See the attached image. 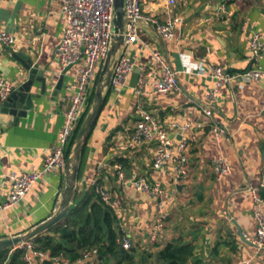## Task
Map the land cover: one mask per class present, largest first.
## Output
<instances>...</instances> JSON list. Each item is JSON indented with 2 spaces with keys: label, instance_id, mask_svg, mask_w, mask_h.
<instances>
[{
  "label": "crops",
  "instance_id": "1",
  "mask_svg": "<svg viewBox=\"0 0 264 264\" xmlns=\"http://www.w3.org/2000/svg\"><path fill=\"white\" fill-rule=\"evenodd\" d=\"M61 6L62 0H0V27L18 39L15 45L0 49V77L14 82L16 88L26 80L27 72L15 58L19 54L52 76L46 94L35 100L27 118L16 120L11 110L0 113V201L9 196L13 173L42 171L71 105L74 91L69 86L77 67L67 72L64 87L53 95L63 73L54 56L66 25ZM144 12L162 23L171 16L180 17L183 25L175 38L168 40L154 25L142 22L141 40L119 52L129 55L136 68L127 89L119 94L112 88L106 92V105L82 155L78 192L89 190L101 172L103 186L122 202L117 217L123 234L132 241L136 264H162L158 252L179 238L195 246L204 264H264V250L248 240L257 232L250 189H260L264 199V75L260 81L236 79L258 63L264 72V54L256 62L250 51L253 34H264V0H177L172 9L165 1L148 0ZM153 51L178 73L179 91L155 90L163 72ZM201 63L205 69L223 67L232 77L211 102L207 94L215 80L209 72L198 73ZM142 66L153 77L144 94L137 97L132 81ZM188 69L192 73H187ZM33 92H40L39 83H34ZM207 108L212 110L211 118L205 115ZM140 109L153 113L169 131L175 147L183 139L189 141L191 179L187 183H175L173 167L167 175L155 172L154 143L128 147ZM214 124L226 128L225 139L218 140L211 133ZM219 156L232 169L223 180L217 179L213 169ZM116 157L122 159L120 165L128 179L137 173L152 184L161 182L162 197L152 198L119 184L112 168H102ZM66 173L47 174L17 206L0 215V240L23 235L57 212ZM160 200L169 218L159 239L152 241ZM84 264H100V260Z\"/></svg>",
  "mask_w": 264,
  "mask_h": 264
},
{
  "label": "built area",
  "instance_id": "2",
  "mask_svg": "<svg viewBox=\"0 0 264 264\" xmlns=\"http://www.w3.org/2000/svg\"><path fill=\"white\" fill-rule=\"evenodd\" d=\"M114 1L62 0L61 9L66 19V25L63 39L54 56L62 71L69 66L77 67V74L73 83L69 86V89L74 91L71 97V105L65 113V122L59 132L58 143L46 157L42 171L13 173L11 175L10 193L7 199L0 201V215L17 206L30 193L33 186L44 179L47 174L67 170V151L70 141L82 122L84 113L90 104L92 91L97 85L99 71L102 69L111 49L115 34ZM146 1L148 0L125 1L127 23L124 29L125 42L122 49L141 40L140 23L142 22L154 25L159 34L168 40H173L178 27H182L183 19L180 17L171 16L166 22L162 23L157 17L146 15L144 12ZM155 1H165L170 9L177 5V0ZM17 40L16 36L0 27V49L15 45ZM144 46H147V44H144ZM250 51L253 59L258 62L264 54V34L260 32L253 34ZM153 54L154 59L161 64L163 72V75L154 85L155 90L161 93L179 91L178 73L159 52L153 51ZM135 68L134 60L122 50L118 54L115 67L113 68L111 88L115 93L119 94L129 87V79ZM197 69L200 75H205L209 72L215 80V87L207 94L208 102L217 99L222 88L232 80V77L223 67L215 66L205 69L204 63H201ZM140 70V76L134 88L137 97L144 94L146 87L149 85L150 77H153V74L148 72L146 67L142 66ZM186 72L192 73V70L188 69ZM263 75L264 72L258 63L257 68L237 76L236 79L243 80V82L260 81ZM16 86L14 82L0 77V113L5 101L16 89ZM138 113L140 119L132 133L131 143L128 144V147L154 143L156 146L153 162L155 172L167 175L171 167H173L175 183H187L191 179L189 155L187 154L189 141L183 139L175 147L169 131L160 126L153 113L144 109H140ZM205 115L211 118L212 110L207 108ZM211 133L218 140L225 139L228 136L226 128L217 124L212 126ZM176 150L178 153H176ZM102 168H112L119 184L130 185L139 194L158 199L164 193L161 182L152 184L147 177L137 173H134L128 179L119 163L110 166L104 165ZM213 169L218 180H223L232 173L230 164L222 156L214 160ZM101 178L102 174L99 172L91 181V186L95 188L101 199L115 211L117 216L121 215L122 202L114 197L105 186L101 185ZM261 188H264V185ZM250 191L254 199L253 214L257 221V232L254 237L248 238V240L259 250H264V199L260 195V189L251 188ZM158 203L156 223L151 234L152 241L159 239L166 229L169 218L163 202L160 200ZM224 213L228 217V213ZM123 247L126 250L132 249L133 244L130 237L124 238ZM17 249L25 250L23 259L26 264H84L98 256V251L94 249L84 252L77 261H71L63 256L52 257L49 252L37 250L32 241L21 244L13 250Z\"/></svg>",
  "mask_w": 264,
  "mask_h": 264
},
{
  "label": "trees",
  "instance_id": "3",
  "mask_svg": "<svg viewBox=\"0 0 264 264\" xmlns=\"http://www.w3.org/2000/svg\"><path fill=\"white\" fill-rule=\"evenodd\" d=\"M97 85L92 91L90 104L84 113L82 122L70 141L67 151L68 159L78 130L93 103ZM116 163H123L122 159L116 157L111 165ZM101 185L103 184L101 183ZM124 238L125 235L121 230L120 221L115 211L101 199L95 188L91 186L89 190L77 193L76 202L63 223L32 242L37 250L49 252L52 257L63 256L71 261H77L84 252L96 249L98 256L92 260H100V264H108L112 260L116 261V264H136V251L135 249H124ZM24 255L25 250L22 249H17L13 253L11 250L0 252V264H26L23 259ZM157 259L162 264H204L203 260L198 257L195 246L192 243H187L183 238L167 244L158 252Z\"/></svg>",
  "mask_w": 264,
  "mask_h": 264
},
{
  "label": "water",
  "instance_id": "4",
  "mask_svg": "<svg viewBox=\"0 0 264 264\" xmlns=\"http://www.w3.org/2000/svg\"><path fill=\"white\" fill-rule=\"evenodd\" d=\"M125 1L126 0L114 1L115 34L113 36L111 49L101 71L93 103L80 129L78 130L71 155L68 159L66 185L59 208L51 218L39 224L27 233L13 238L0 240V252L13 250L21 244L32 241L37 237L50 232L67 219L72 206L76 202L84 146L103 111L106 101V92L111 88L113 68L115 67L117 56L125 42L124 29L127 23V19L125 17ZM15 58L23 64V67L27 72V78L11 93L5 101L1 112H8L11 110V114L16 117V120H18L20 118H27L29 112L35 107V100L40 99L46 94L49 84L52 82V76L46 75L45 71L38 69V67H36L32 60L28 57L19 54L16 55ZM71 69L72 66H69L63 71L55 85L53 95H58L62 90L65 85V75ZM139 76L138 72L134 74L132 87L136 86ZM35 82L40 84L39 93L33 92Z\"/></svg>",
  "mask_w": 264,
  "mask_h": 264
}]
</instances>
